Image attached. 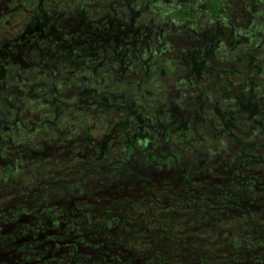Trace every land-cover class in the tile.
Returning <instances> with one entry per match:
<instances>
[{"label":"flooded vegetation","instance_id":"obj_1","mask_svg":"<svg viewBox=\"0 0 264 264\" xmlns=\"http://www.w3.org/2000/svg\"><path fill=\"white\" fill-rule=\"evenodd\" d=\"M223 135L237 189L202 169ZM195 143L207 149L190 162L182 153ZM136 154L160 172L173 166L184 197ZM261 163L264 0H0V264H264V234L227 227L264 226L254 212L264 185L241 170ZM116 173L144 197L127 199ZM142 216L171 225L180 250L165 235L154 250Z\"/></svg>","mask_w":264,"mask_h":264},{"label":"rangeland","instance_id":"obj_2","mask_svg":"<svg viewBox=\"0 0 264 264\" xmlns=\"http://www.w3.org/2000/svg\"><path fill=\"white\" fill-rule=\"evenodd\" d=\"M182 109L179 110V112L184 116H190L192 114V108L190 106L187 107V105H183L181 107ZM169 107H165V110H168ZM172 110L177 111V108H173ZM154 117H157L158 114L160 113L159 110H156V112H154ZM137 123V122H136ZM153 123V122H152ZM146 129L149 130L150 135L155 138L156 140V144L159 143L162 139H161V135L158 134V132H156L155 127H150V126H145ZM158 131H160L158 129ZM40 138H44V136H40ZM120 137L116 136L114 138V151L116 152V154H119L120 149H121V145H120ZM22 142H24V147H28L27 145L30 146V143H28V139L24 138L23 140L21 139ZM198 144L195 143V147L188 149H185V152L182 153L185 156L186 160H190V162L195 159L194 157L197 156L198 154L200 156H202L203 154H205L206 151V147H198ZM3 146L5 147L6 150L12 151V149L10 147H8L5 142L3 143ZM87 148V145L85 143H83L82 145L78 146V151H85V149ZM211 150L212 155L210 157H208L205 165L203 166L202 169H204V171H206L209 174V179L210 180H215L218 183H221L222 186H225V190H229V189H237V185L234 182L232 176H233V172H235L234 170H236L234 168L235 166V159H234V155L236 152V147L234 144V141L232 140V138L228 135H223L221 136L220 140H219V144L217 146H211L208 147ZM79 153V152H77ZM17 155V153H15ZM223 155V156H222ZM217 157V158H216ZM134 160L136 161L137 164H139L140 166L143 167V169L147 172L148 176L150 177H154L156 179H159L160 177H162V175H164L167 179H169L173 185H175L177 187V196L182 198L184 197L185 194V189L186 186L184 185V183L182 182V180L180 178H176V173L175 170L173 169V166H170L167 170L160 172L155 170L152 166H149V164H147L144 160L142 155H134L133 156ZM223 161V162H222ZM235 161V162H234ZM221 163V166H220ZM241 170L243 171V173L245 172H250L251 174H259V178L262 181L263 185H264V163H261L260 165H249V164H245L243 166V168L241 167ZM86 175V174H85ZM87 177V175H86ZM115 178L117 179V181L120 184H125L128 186L129 189V195L131 198L134 199H140L142 197H144L143 195V190L139 187V185L137 183H135L134 181H132L131 179H127V177H125L122 173H116ZM198 186H202V184L200 185H194L193 186V191H195L196 194H200L202 192L201 189H199ZM207 189H210V187H206ZM254 188H255V184H254V180L249 179V182L247 184V189L248 191H250V193L254 192ZM166 196H162V198H164ZM256 202V201H255ZM263 205L259 204L256 205L254 207V212L257 215L258 218L264 219V207H262ZM235 211V210H234ZM73 212H75L77 214V216L74 217V220L76 222V224L79 226L81 224V222H79L81 215L79 213L78 210L73 209ZM91 214H99L98 210H93L90 211ZM232 211H228V213H231ZM154 216H149V217H141L139 223H138V227L142 230V232L144 231L145 228L148 227V229L150 230V232L155 233L156 235L158 234H162L164 232L170 234L171 229L173 228L172 226H168V224L163 223L162 221H156L153 224H148V220L153 218ZM240 221H231L227 227H229L231 233L233 236H237V235H244L246 238L251 239L253 235H263L264 234V226H257L255 229L251 230L248 229L247 227H236L235 224H239ZM96 221H90L87 225L88 229L91 230L92 233H96L98 231V227L96 225ZM181 229V228H180ZM121 231V227H115L111 230V233L114 235H121L120 233ZM178 234V233H177ZM185 234H190V233H185ZM217 237V233H215ZM70 235V234H68ZM181 235V234H180ZM166 243L168 244L169 248H176L177 249V244H175V239L170 236L166 239ZM151 246L154 250L160 251L161 249H163V245L157 241L152 239L151 242Z\"/></svg>","mask_w":264,"mask_h":264},{"label":"trees","instance_id":"obj_3","mask_svg":"<svg viewBox=\"0 0 264 264\" xmlns=\"http://www.w3.org/2000/svg\"><path fill=\"white\" fill-rule=\"evenodd\" d=\"M119 186H120V185H118V187H119ZM128 190H129V189H128ZM128 192H129V191H128ZM127 199H129V200H131V201H132V200L134 201V198H131L130 195L127 196ZM161 199H163V198L161 197ZM95 210H98V211H99V214H101L103 208L101 207V208H98V209H95ZM80 212H81V211H80ZM90 214H91V212H90ZM99 214H97V215H99ZM80 215L82 216L81 213H80ZM91 215H95V214H91ZM95 216H96V215H95ZM148 217H149V216H148ZM157 219H158L159 221H162L163 223H166L163 219L161 220V218H159V217H157ZM158 220H157V221H158ZM79 222H81V218H80ZM154 222H156V221H154ZM166 224H167V223H166ZM168 226L171 227V225H169V224H168ZM138 228H139V227H138ZM124 229H128V227H126V228H124ZM173 229H174V228L171 229L170 234L164 232V233H162V234H158V235H165V243H164V244H166V247H165V248H167V250H170V251H179L180 248H179L178 245H177V249H176V248H169V247H168V244L166 243V239H167L168 237L172 236V237L174 238V235H176V233L173 234ZM97 232H99V230H98ZM97 232H96V233H97ZM142 234H144V235L148 234L152 239H156V238H155L156 234L150 232V230L148 229V227L144 229V231H143ZM174 239H175V238H174ZM175 241H176V239H175ZM161 244H162V243H161ZM175 244H177V243L175 242ZM163 249H164V248H163Z\"/></svg>","mask_w":264,"mask_h":264}]
</instances>
